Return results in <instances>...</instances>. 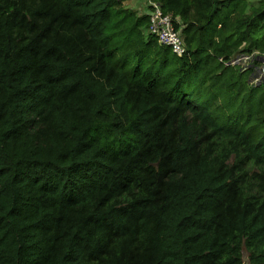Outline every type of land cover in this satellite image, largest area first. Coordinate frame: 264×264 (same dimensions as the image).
Here are the masks:
<instances>
[{"label": "trees", "instance_id": "trees-1", "mask_svg": "<svg viewBox=\"0 0 264 264\" xmlns=\"http://www.w3.org/2000/svg\"><path fill=\"white\" fill-rule=\"evenodd\" d=\"M152 1L0 0V264H264V0Z\"/></svg>", "mask_w": 264, "mask_h": 264}, {"label": "built area", "instance_id": "built-area-1", "mask_svg": "<svg viewBox=\"0 0 264 264\" xmlns=\"http://www.w3.org/2000/svg\"><path fill=\"white\" fill-rule=\"evenodd\" d=\"M148 5L149 26L147 32L155 35L160 43L169 45L176 55H185L188 51L187 46L184 42L181 30L175 28L173 16L170 13H165L158 2L148 0ZM257 55V52L249 55L242 54L241 57L243 59H239V57L236 56L234 59L226 62V64H240L244 59L248 62L249 60L258 58ZM250 64L253 63H246L245 65L243 64V66H250ZM257 66H262V75L252 77V82L254 83H260L264 77V60H261V63ZM257 66L255 67L258 69Z\"/></svg>", "mask_w": 264, "mask_h": 264}, {"label": "rangeland", "instance_id": "rangeland-1", "mask_svg": "<svg viewBox=\"0 0 264 264\" xmlns=\"http://www.w3.org/2000/svg\"><path fill=\"white\" fill-rule=\"evenodd\" d=\"M124 4L128 7L131 8L135 11H137L138 14H143V13H148V9H147V5H148V0H124ZM242 54H238L237 57H239V59H243ZM246 63H253V59L249 60L247 62V60H243L240 62V65H245ZM258 67V66H257ZM261 68L262 66H259L258 69L256 68V71L253 73L252 77H256V76H261L262 72H261ZM245 253V258L247 257V252L244 251Z\"/></svg>", "mask_w": 264, "mask_h": 264}, {"label": "water", "instance_id": "water-1", "mask_svg": "<svg viewBox=\"0 0 264 264\" xmlns=\"http://www.w3.org/2000/svg\"><path fill=\"white\" fill-rule=\"evenodd\" d=\"M262 59L264 60V58L262 57ZM248 263V258L246 257L243 264H247Z\"/></svg>", "mask_w": 264, "mask_h": 264}, {"label": "clouds", "instance_id": "clouds-1", "mask_svg": "<svg viewBox=\"0 0 264 264\" xmlns=\"http://www.w3.org/2000/svg\"><path fill=\"white\" fill-rule=\"evenodd\" d=\"M263 58H264V57H263ZM260 59L263 60L262 57H260ZM251 80H252V77H251Z\"/></svg>", "mask_w": 264, "mask_h": 264}]
</instances>
